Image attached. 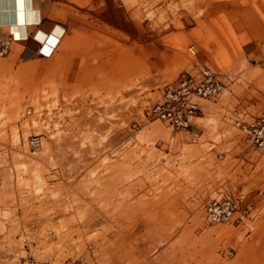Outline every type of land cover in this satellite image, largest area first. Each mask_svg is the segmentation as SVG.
I'll return each mask as SVG.
<instances>
[{"label":"rangeland","instance_id":"374dc122","mask_svg":"<svg viewBox=\"0 0 264 264\" xmlns=\"http://www.w3.org/2000/svg\"><path fill=\"white\" fill-rule=\"evenodd\" d=\"M55 3L51 54L0 30V264H264V148L235 123L264 107V0ZM196 66L225 82L196 125L147 117ZM223 192L241 222L207 217Z\"/></svg>","mask_w":264,"mask_h":264},{"label":"built area","instance_id":"2783aa9c","mask_svg":"<svg viewBox=\"0 0 264 264\" xmlns=\"http://www.w3.org/2000/svg\"><path fill=\"white\" fill-rule=\"evenodd\" d=\"M11 40L13 35L11 34ZM6 49V47H4ZM222 75L209 66H196L179 73L177 78L167 84L162 96L148 105L145 115L167 121L176 129H191L201 112V99L214 98L224 89ZM236 125L243 133V141L251 147L264 148V107L249 118H237ZM31 142L38 145L39 137H32ZM207 217L214 222H241L249 213V206L242 199L231 193L223 192L209 199L205 205ZM31 264H52L31 260ZM61 264H86L83 256L67 258Z\"/></svg>","mask_w":264,"mask_h":264},{"label":"crops","instance_id":"0c3cea01","mask_svg":"<svg viewBox=\"0 0 264 264\" xmlns=\"http://www.w3.org/2000/svg\"><path fill=\"white\" fill-rule=\"evenodd\" d=\"M32 1H33L34 6L38 7L41 10V18H42V21H44L43 25H45L46 27H48L50 23L53 22L54 20H59V19L66 21L69 25L72 24V21H71L72 19H70V16L60 15L59 13L55 11V5H56L55 0H32ZM24 2L26 3V0H0V30L7 27L9 33L13 35V38L15 40L25 41L26 45L23 48L22 53L24 54L25 57H31L36 53V50L39 49L38 47H36L35 49H33L32 53L27 50L28 42L30 38L34 36V34L39 28L38 24L37 25L30 24V27L26 28V32H27L26 36L19 35L16 33V31L13 32V28H12V23L18 20H19L18 21L19 23L21 22V19L23 20V18H21V13L23 11V8L26 7V4ZM74 17L76 18L78 16H74ZM53 23H60V22L54 21ZM60 24L65 27L66 29L65 35H66L67 27L62 23ZM63 38H62V41H63ZM62 41L58 45H60Z\"/></svg>","mask_w":264,"mask_h":264},{"label":"bare ground","instance_id":"6f19581e","mask_svg":"<svg viewBox=\"0 0 264 264\" xmlns=\"http://www.w3.org/2000/svg\"><path fill=\"white\" fill-rule=\"evenodd\" d=\"M25 4L26 7L23 8L21 13V18H23V20L21 19V22L19 23V20L12 23L13 32L16 31L17 34L26 36V28L30 27V24H38L39 28L34 36L30 38L27 50L32 53L33 49L38 47L45 51V53L53 52L54 48L61 42L62 37L65 34V27L60 23H52V25L50 24L46 27L43 25L44 21H42L41 18V10L34 6L33 1L26 0Z\"/></svg>","mask_w":264,"mask_h":264}]
</instances>
